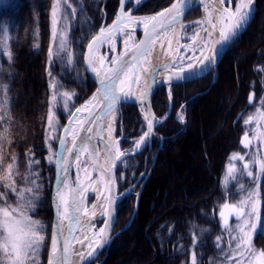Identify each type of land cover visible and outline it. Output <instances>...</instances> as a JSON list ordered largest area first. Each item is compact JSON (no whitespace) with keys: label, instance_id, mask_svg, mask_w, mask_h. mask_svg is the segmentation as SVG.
<instances>
[{"label":"trees","instance_id":"16d2710c","mask_svg":"<svg viewBox=\"0 0 264 264\" xmlns=\"http://www.w3.org/2000/svg\"><path fill=\"white\" fill-rule=\"evenodd\" d=\"M68 1L70 5L68 9L74 17V25L70 27L68 37L74 64L81 69V73H77L76 67H73L70 72L60 75L63 85L68 90L76 92L77 106L87 99L94 89V83L82 67L84 47L104 19L106 24L113 19L118 0ZM53 2L54 0H9V6L0 9V177L11 175L13 186L19 189L26 184L29 174L33 173L37 185L40 186L35 211H30L29 214L44 225L42 234L45 239L40 252L41 264H45L52 219L50 191L53 164L47 161L45 147V119L50 92L49 72L57 73L59 68L54 66V71L51 72L47 62L50 46V11ZM171 2L172 0H145L136 6L134 13L152 14L166 8ZM130 5L131 3L128 4ZM195 12L196 9L190 11L185 19L195 17ZM263 62L264 0H255L253 19L246 32L228 48L219 62L210 95L202 94L190 99L193 94L208 88L212 72L191 82L171 86L172 108L165 120L156 127L155 136L152 138L153 150L157 149V137H166L154 163V166L160 165V169L154 172L152 170L149 178L153 175V179L143 186L134 218L126 229L123 227L131 216L135 194L125 196L119 202L114 231H121L114 237L101 264H114L118 253L124 252L130 244H134L135 249L133 264H167L163 259L171 251L170 246L165 244L168 238L165 237V233L160 238L156 230H167L168 227L177 229L176 238L179 239L175 259L177 264H190L188 261L190 253H195L196 264H215L219 260V250L223 251L225 245H217L215 238L221 230L205 229L220 226L215 213L218 205L224 201L223 194L220 193L221 180L230 156L242 151L239 147V136L244 132L241 120L254 103L264 96V80L260 82V68ZM250 92L255 94V101L253 105L247 106ZM166 103L164 86H160L156 88L152 99L156 117L162 118L167 114ZM184 103L186 127L180 132V124L174 120L173 114ZM239 113H242L241 118L235 122ZM200 114L203 116V122L199 119ZM225 116L228 118L224 127L226 135L220 137V140L210 142L208 153L204 143L202 146L200 144L205 134V125L209 134H214L223 126L222 118ZM142 131L143 121L137 106L122 104L117 128L118 135L123 136L119 142L120 147L129 145V138L139 136ZM172 150H178L179 156L185 161L188 159L186 156L188 151L199 152L201 158L202 156L204 158V163L199 169L203 174L196 168L194 173L197 178L195 177L192 186L188 187V192L174 183L173 189L167 195L161 188L168 184L171 178L175 180L177 177V172L176 176L170 172V167L174 164L170 154ZM142 152L129 158L135 160V171L138 175L143 169L145 153ZM30 160H37L39 163L30 165ZM9 165H13L11 170ZM202 166H207L209 174L204 173ZM11 181L0 179V193H6L3 199L0 198L3 203L15 204V195L11 194L6 186ZM134 181L132 178L121 183L119 179V191ZM257 184V199L260 202L259 227L260 223L264 222V173ZM160 197H163L162 201L155 206V201ZM188 198L191 202H188ZM173 203L175 206H171ZM178 203H181L180 206ZM192 231L196 234L194 247L191 246ZM144 236L150 240L146 245L143 242ZM253 241L260 251L264 250V233L256 232Z\"/></svg>","mask_w":264,"mask_h":264},{"label":"snow or ice","instance_id":"6c2138e0","mask_svg":"<svg viewBox=\"0 0 264 264\" xmlns=\"http://www.w3.org/2000/svg\"><path fill=\"white\" fill-rule=\"evenodd\" d=\"M141 2L142 0H121V7L113 24L107 27L101 26L99 32L87 43L88 54L85 56V60L87 61V65L99 78L100 87L84 105L75 108L74 112L69 113L70 116L76 117L82 112H88V117L86 120L77 119L70 121V123L78 125V128L72 127L69 129L66 127L64 129V132L71 136V146H66L67 140L65 138H59L60 145L68 153V156L55 152L48 157L50 164L53 161V156L56 157V163L59 165H67L69 163V156L73 157L77 167L81 163H84L85 167L83 171L85 172V178L90 180L91 177L87 168L88 162H82L81 156L88 153L89 143L93 137L81 136L80 133H93L94 126L99 121L111 117L112 119H109L106 125L108 137L104 142L107 168L99 165V153L96 149H93L89 153L91 160L101 173V180H103L105 173L108 174V179L105 183V191L108 195L104 197V203L108 205H112L116 199L112 195L115 180L111 175V170L116 167L117 162H122V158L128 155V151L121 150L118 142L112 138V124L115 119L113 113L116 110V105L122 98L128 99L134 96L132 85L139 86L142 80L144 84L143 91L135 98L146 101L151 94L152 83H156L158 70L169 71L170 69H176L168 78L170 83L173 78L185 80L189 76H195L198 71H203L204 68L213 65L220 56L221 50H226L234 37L250 22L254 12V0H236L234 10L231 8L232 0H214V5L211 8L205 6V19L197 22L198 24L207 25V27L202 29L204 35L201 36L200 32L197 31L190 38L192 40L191 46H180L184 47L186 51L189 48L192 51L193 55L186 57L179 55L180 47H177L173 51L172 45L173 40L177 36L174 26L179 24L181 30L185 27L180 21L190 0H175L168 9L149 17H133L130 13L125 12L124 6L126 3L139 5ZM200 2L203 4L204 0H200ZM63 3L67 5V0H63ZM226 3L229 5L228 7H225ZM8 6L7 0H0V9L7 8ZM68 6L70 7V5ZM58 14H62L65 21L67 20V13L61 7V0H54L51 10L52 39L54 42L59 39L57 53L65 50L67 43L63 30L59 34L56 31ZM129 25H142L144 39L140 40L139 43H134L131 48L127 47V41H125V51L119 56L112 58L109 61L110 66H106L105 62L108 58L103 55L97 57L100 46L105 42L112 44L116 34L124 32ZM217 31H219V37L214 39ZM5 32H7L6 27ZM169 32L172 33L171 37L168 35ZM125 35L130 37L132 33L125 32ZM162 38L164 39L162 40ZM164 40H166L167 50L162 51L161 55L172 56V62L153 65L151 60L153 52L158 42L160 43V48L162 50L165 49ZM210 41L212 42L211 45ZM197 44H199L198 48ZM110 50L115 51V47L113 46ZM197 51L199 52L198 56L196 55ZM48 55L49 58H52L54 55L51 47L49 48ZM185 60L188 61L186 67L183 63ZM49 75L51 74L49 73ZM149 80L152 83H149ZM63 96L65 97L64 107L67 108L72 94L65 92ZM252 100L253 96L250 95L249 103ZM148 107L150 108V105ZM52 118V110L50 109L48 116L49 127H52ZM145 118L147 119V117ZM257 118L264 119V112H260ZM179 119L183 122L184 117L181 115ZM253 119V116H249L245 120V124H249ZM156 122L159 123L160 121ZM147 128L148 131L144 132L140 140L136 142V148H139L141 143L146 142V138L152 134L153 120L148 119ZM78 141L79 147L77 146ZM241 143L245 148L249 147L251 141L247 133H245ZM232 159L243 160L244 156L233 154ZM29 163L30 165H35L39 161L30 160ZM12 167L13 165H9V170ZM244 169L248 170L249 164L245 163ZM61 171L66 172L67 167H62ZM235 171L234 166L229 168L230 173H234ZM260 171L264 173V160L260 161ZM247 175L252 176V171L248 170ZM0 179L11 181V175L0 177ZM27 182L33 185V187L17 190L13 186L14 181L6 185L16 194L17 204L16 207L7 204L4 207H0V264H36L35 257L44 243L45 237L42 235L44 225L42 222L32 219L29 214L30 211H35V204L39 200L40 186L36 185L32 179H28ZM61 183L63 188H58L56 193L57 220L53 226L48 264H72L69 257L73 253L78 255L81 261L85 259V255L88 258L93 257L99 250V247H102L107 242L105 236L106 230L114 222V217L110 216V210L104 208L103 205H93L91 212L84 207L82 193L87 191V187L82 184L79 178L76 181V188H69L66 178ZM64 188L68 189V191L65 192ZM5 195L6 193H0V198H3ZM255 195L256 193H249L247 199L240 200L236 204L230 205L226 203L223 205V209L228 210L229 214L234 216L237 221L234 228L228 224V217L225 215V211L222 210L220 212L221 218L225 221V230L229 231L230 235L232 231L236 232V235L232 237V240L235 241L234 255L229 254L232 259H236L237 256L240 257V259L236 260V264H264V250L257 252L252 245L248 231V229H256L257 233H264V222H261L258 228L256 224L249 223L256 216ZM97 207L102 208V214H109V219L104 222L105 227L99 230L101 243L94 247L89 242L87 245L89 251L85 254L73 248L72 240L80 242L82 246L83 241L74 235L72 225L73 223H80L81 214L95 216V209ZM61 219L69 221L68 237H64L61 229ZM61 238H63V243L60 242ZM84 239H87V237L85 236ZM219 239L218 237L217 240ZM192 264H196L195 253L192 255Z\"/></svg>","mask_w":264,"mask_h":264},{"label":"rangeland","instance_id":"374dc122","mask_svg":"<svg viewBox=\"0 0 264 264\" xmlns=\"http://www.w3.org/2000/svg\"><path fill=\"white\" fill-rule=\"evenodd\" d=\"M8 1L9 0H7V3H8ZM68 2L69 1L67 0V5H65L63 3V0H61V7H62L63 11L67 13V20L65 21L62 14H58V20H57V24H56L57 33L59 34L63 30L64 37L67 41L65 50L60 51L58 53H57V49L59 47V39H57L55 42L52 39V15H51V11H50V46H49V48L50 47L52 48L54 55L52 58H49V55H48V61L47 62H48L49 71L53 72L54 66H58L59 68H57V73H55V72L50 73L49 72L52 75H50V78H49V90H50V92H49V98H48V109H47L46 119H45V147L47 150V161H48V157L53 155V153H55L56 142L58 140L59 133L62 129V126L64 124V123H62V120L66 121L70 116L69 113L73 112L75 110L76 92L68 90L63 85L62 77L60 74L70 72L73 67H76L77 73H81V69L79 67L75 66V64H74L75 63L74 62V55H73L72 50L70 48V40L68 37V33H69L70 27H72V25H74L73 24L74 17L68 9ZM235 4H236V0H232L231 5L234 6ZM225 5L229 6V5H227V3ZM195 9H196V12L194 14L195 17H193L191 19H187V20L185 19L184 20L183 25L185 27L182 30V36L183 37L181 39V41L183 42L182 43L183 45L190 44L192 41L190 38L193 37L194 33L200 29V24H198L197 22L200 21L203 17V9H202V6H199ZM51 10H52V8H51ZM136 39H137V33L135 31L131 38H128V39L119 38V41L117 42V44L122 43L124 46H126L125 41H127V45H128L130 43H133ZM111 48L105 46L103 48L102 55L106 56L109 59L113 53L110 50ZM180 55L181 56H187V54H185L184 48L181 50ZM224 55H223V57H224ZM260 73H261L260 74V82L262 83L264 80V64L260 68ZM229 74H230V72H229ZM214 78H215V74L213 75V71H212L210 81H212ZM252 85H254V83H252ZM162 86H164V93H165L166 102H167L166 103L167 104L166 109H167V114H168L172 108V93H171L172 88L171 87L168 88L166 85H162ZM212 91H213L212 85H209L207 89H205L201 92H197L195 94H200V95L209 94L210 95V93ZM65 92L72 94L71 100L68 101V107L67 108L64 107L65 97L63 96V94ZM195 94H193V95H195ZM191 97H190V99H191ZM238 98H239V96H237V99ZM236 100H235V102H236ZM185 105H186V103L182 104L178 108V110H176L175 113L173 114L174 120L180 124V129H179L180 132L183 131L186 127V106ZM263 107H264V96L262 95L257 100V102L254 103L253 107L245 114V116L241 120L242 125L244 126V132H246L248 130L251 131V133L249 134V136L252 138V142H253L251 145V148L248 151L244 150V151H238V152L233 153V154H239L241 156H244V159L243 160L232 159V157H233V154H232L228 160L226 167H225V172H224L223 178L221 180V186H222V188H225L227 191L231 190V192L233 193L231 196H229V198H227V200L231 204H236L240 200L247 199L249 193H256L255 201L258 198V184L257 183L259 181L260 176H262V174H263L260 171V161L264 160V157L262 155V151H261L260 147L264 146V119H258L257 117L259 116L260 112H264ZM50 109L52 110V117H53L52 118V127H49V124H48V116H49ZM137 109H138V107H137ZM118 111L120 112V108ZM138 113L140 115L139 109H138ZM212 113L213 114L215 113L214 108H213ZM181 115L184 117L183 122H181L179 119V117ZM249 116L254 117L253 121H254V123H258L259 128H256V127L254 128V126H252V125L245 126L246 124L244 122L246 119H248ZM118 118H119V113H118ZM118 118L116 120L114 137L116 139L119 138L118 146L120 147L119 142H121L123 136H121L122 134L118 135V132H117ZM199 119H201L202 122L204 121L203 116L201 114L199 116ZM222 119H223V121H222L223 126H221V128H219V130L216 133H214L215 135L213 133L209 134L208 127H207V125H205V134L203 135L202 141L200 142V144L202 146L204 143V146H206L208 149V151H207L208 153L210 152L209 151L210 142L212 143L214 141H217L218 139L220 140V137L223 138L224 134L226 135V133L224 132V130H225L224 127H225V124H226L228 118H227V116H225ZM142 121H143V119H142ZM144 129H145V123L143 121V131H144ZM154 136H155V133H154L153 137ZM138 138H139V136H137L135 138H129V142H128L129 145H126L124 148L120 147V149L131 151L132 148H134L133 144H134L135 140ZM165 138H166L165 136L157 137V142H158L157 143V149L152 150V148H151V150L149 151L148 158H147V166H149L152 161H154V163H155L158 151H159V149H161L163 147V141ZM189 152H191V153H189ZM142 153H145L144 150ZM137 154L122 159V162L120 163V171H119V176H118L121 183L126 182L127 179L133 178V180H136V178L139 177L137 172L135 171L136 170L135 160L129 159L130 157L132 158V157L136 156ZM170 154L172 155L171 157L173 158V162H174L172 167H170L171 168L170 172H172V174L174 173L175 176H176V172H177V177H175V180L173 178H171L170 182H168V184H166L164 187L161 188V191L162 192L165 191L164 194H166V192H167V195H169L170 190L173 189L174 183H177V185H179L180 187H182L183 189H186V190L188 189V187L192 186L191 184H193L192 182H194L195 177L197 178V175H195L194 170L197 168L198 171H200L199 170L200 166L204 163L203 156L201 158V155H199V152H197L196 150H193V151L190 150L187 152L186 156L188 159L186 161H185V159H183L179 156L178 150H172V151H170ZM54 157L55 156H53V161L51 164L54 163ZM190 160H192V161H190ZM84 161H87V159H85ZM213 162L215 163V161H213ZM154 163H153L154 168L152 169L153 172L160 169V165L154 166ZM214 163H213V167H215ZM244 163L249 164L248 170L252 171V173H253L252 176L247 175L248 170L244 169ZM143 165H144V163H143ZM84 166H85L84 163H81V168ZM232 166H234L236 169V171L234 173L229 172V168ZM203 170H204L205 174H209L207 166H204ZM76 176H77V172H76V170H74L73 174H72L73 181L77 180ZM191 177H193V178L191 179ZM28 179L34 180L35 184L37 185L36 180L33 177V173L29 174ZM28 179H27V181H28ZM152 179H153V175L146 180L145 184H148L149 181H151ZM254 180H256V183H254ZM242 181H245V185H244V182H242ZM249 184H253L254 186L253 185L250 186ZM241 186H243V188H241ZM26 187H33V185L26 182L25 185L19 187V189H17V190H23ZM137 188H138V184L134 187V191L137 190ZM7 190L11 191L10 188H8ZM187 192H188V190H187ZM11 194L15 195V204L3 203V200H0V207H4L6 204L11 205L12 207H16V204H17L16 194L13 191H11ZM94 198H95L94 195H92V194L88 195V199H87V205L88 206L93 203ZM162 198L163 197H160L158 199V201H155V206L158 202L162 201ZM167 198H168V196H167ZM188 200H189L188 202H191V200L189 198H188ZM224 200H225V198H224ZM177 202H179V201H177ZM179 204H181V203H178V206H180ZM221 204L222 203H220L218 205V207H220ZM172 205L175 206V203L171 204V206ZM187 205L188 204H185V206H187ZM137 206H138V200L136 201V199H135L133 210H132V213H131V216H130L128 222L130 221L132 216L134 218V214H135V211L137 209ZM188 206H190V205H188ZM167 209L168 208H165V210H167ZM31 218L34 219L32 216H31ZM133 218H132V220H133ZM259 218H260L259 217V203H256V216L253 219H251L249 221V223L254 224L256 222L258 225ZM128 222L124 225L123 229H126L131 224L132 221L125 228V226L128 224ZM147 222H149V221H147ZM100 223H101V220H98L96 227H99ZM236 223H237V221L235 220L229 225L232 228H234ZM253 230L254 229H248L249 235H250L253 247L257 250V252H259L260 251L259 248H257V246L254 245L253 240H254V236H255L256 232L253 233ZM221 234H222L221 237L229 236L230 239L232 240V237L236 235V232L232 231L231 235L229 234V231H227V233L224 232ZM218 236H220V235H218ZM143 238H144L143 242L145 243V245L148 244L149 242L146 239V237L144 236ZM146 242H148V243H146ZM234 249H235V241H233V245L231 248L227 249V247H224L223 251L219 250V254H218L219 260H217L215 262V264H236V260L240 259V257L237 256L236 259H232V258H230V255H229L230 253L234 255ZM134 251H135L134 244L128 245L125 248L124 252L120 251L118 253V255L115 258L114 264H133L134 263V256H133ZM40 252H41V247L39 249L37 256L35 257L36 264H41ZM221 255H224L223 258L222 257L220 258Z\"/></svg>","mask_w":264,"mask_h":264},{"label":"water","instance_id":"95a60500","mask_svg":"<svg viewBox=\"0 0 264 264\" xmlns=\"http://www.w3.org/2000/svg\"><path fill=\"white\" fill-rule=\"evenodd\" d=\"M207 0H204V2H206ZM175 0H173L171 2L174 3ZM171 4L166 8L168 9ZM200 5H202V3L200 2V0H190V2L187 4L186 8H185V12L183 14V16L181 17V21L180 22H183V20L185 19L186 15L188 12H190L191 10L199 7ZM126 6V4H125ZM125 6H124V10H125ZM120 7H121V0H118V8H117V11H116V15L117 13L119 12L120 10ZM254 11H255V0H254ZM125 12H128L130 13L131 16L133 17H145V16H137V15H133L132 14V9L128 10V11H125ZM161 12V11H160ZM159 13V12H158ZM157 14V13H156ZM116 15L114 17V19L112 20V22L108 25H106L105 27L107 26H110L113 24V21L115 20L116 18ZM155 15V14H153ZM153 15H150V16H153ZM253 16H254V12H253ZM253 19V17H252ZM252 19L250 20V22L243 28L240 30V32L234 37L233 41L231 42L230 46L247 30L249 24L251 23ZM100 29V28H99ZM99 29L96 31V33L93 35L95 36L98 32H99ZM136 30H138L140 32V36L139 38L137 39V41L135 43H139L140 40H143L144 39V30H143V26L142 28H136ZM92 36V38H93ZM91 38V39H92ZM91 39L89 41H91ZM133 46V44L131 46H129L128 48H131ZM228 46L226 48V50H221V53H220V56L217 58L216 62L211 65L210 67L208 68H204L203 71H198L196 73L195 76H189L188 79H185V80H176V79H172V81L169 83V76L171 75V73L173 71H176V69H170L169 71H165V74L160 76V72L159 70L157 71V80H156V83H152L151 80H149V83H152V91H151V94L149 95L148 99L146 101H141V100H138L136 99L135 97L136 96H132L131 98H128V99H121V101L116 105V110H119V107L120 105L122 104H131V105H136L138 107L140 106H145L146 107V110H147V113H148V117L149 119L153 120V129H152V134L146 138V142H144V144L142 145L141 148L139 149H135L132 148L131 151H128V155L124 158H127L129 156H132V155H135L137 153H139L140 151H142L145 147V143H147L148 145V149H147V152L144 156V169H143V173H145L146 171V168H147V158H148V153L149 151L151 150V140H152V136L154 134V131H155V128L158 124H160L164 119L162 118L161 120H158L154 114V111H153V108H152V98L154 96V93H155V90L157 87L161 86V85H168V86H171V85H175V84H184V83H187V82H191L193 80H196L198 78H201L203 77L204 75L208 74L210 71H216L217 70V66L219 64V62L221 61L223 55L225 54V52L228 50V48L230 47ZM125 50L121 51V52H115L114 54V57H117L119 56L121 53H123ZM88 54V49H87V45L85 47V50H84V53H83V59H82V63H83V68H84V71L85 73L87 74V76L89 77V79L94 83V90L91 94V97L96 93V90L100 87V83H99V78L96 76V74L91 70V68L87 65V61L85 60V56ZM172 61H157L155 62L153 65H162V64H165V63H171ZM106 66H110V64H106ZM215 81V78L211 81L210 85H212V83ZM197 95H200V94H195L191 97L194 98L195 96ZM253 96V100H254V95L253 93H250L249 96ZM249 96H248V104H251L249 103ZM90 97V98H91ZM148 105H150V108L148 107ZM72 117V116H71ZM71 117L66 121V123L64 124L63 128L61 129V132H60V135H59V138H65L67 139V134L64 132V129L67 127L69 128V122H70V119ZM88 117V112H86L83 120H86ZM240 117V114L237 116L236 120ZM106 119V118H105ZM104 120H101L97 123V125L94 126V132L93 133H84V132H81L80 135L81 136H92L93 139L91 140V142L89 143V148L92 147V146H98V148H102V150L104 151V142H105V138L103 136V126H104ZM235 120V121H236ZM156 121H160L159 123H157ZM144 123H145V130L144 132L148 131V128H147V122H145L144 120ZM88 126V125H86ZM143 132V133H144ZM142 133V135H143ZM141 135V136H142ZM140 136V137H141ZM245 135H242L240 137V140H239V144L242 148L244 149H249L250 146H251V143L249 145L248 148H245L243 146V144L241 143V140L244 138ZM139 137V138H140ZM249 138V136H248ZM114 140L115 141H119V138L116 139L114 137ZM249 140L251 141V139L249 138ZM71 146V143L70 145ZM79 147V141H78V145ZM56 152H60L62 153L63 155L65 156H68V153L65 152L64 148L61 147L60 145V142H59V139H58V143H57V147H56ZM105 152V151H104ZM123 159V158H122ZM75 160L73 159V157L69 156V163L67 165H59L56 163V157H55V161H54V172H53V181H52V185H51V192H50V208H51V212H52V219H51V225H50V236H49V243H48V248H47V253H46V264H48V259H49V253H50V247H51V236H52V232H53V226L54 224L56 223V220H57V189L58 188H63V185L61 183L62 180H64L66 178L67 180V184H68V187L69 188H76L77 187V184L76 182L74 184L71 183V171H72V168H73V164H74ZM120 163L121 162H117L116 164V167L112 168L111 170V175L113 177V179L115 180V184L113 186V191H112V195L116 197L114 203L112 205H108L106 204L105 208H108L110 210V216L111 217H114V222L112 223L111 227L109 229L106 230V233H105V236H106V240L107 242L103 244L102 247H99V250L94 254L93 257L91 258H88L87 255H85V259L83 261L80 260L79 256L76 255L75 253L71 254L69 259L70 261L72 262V264H101L103 262V260L105 259V257L107 256V253H108V249L110 247V244L112 242V239L113 237L117 234V233H114V226H115V223H116V219H117V213H118V204H119V201L124 198L127 194L131 193V191H129V189L132 190L133 186H130L128 187L126 190L122 191V192H119L118 191V185H117V175H118V171H119V167H120ZM153 163L154 161L151 162V165L149 167V171H148V174L146 177H144V179L142 180V182L140 183L139 185V188L136 192V197L137 199L139 198V195L141 193V190L148 178V175L152 172V169H153ZM67 167V171L66 172H63L61 171V168L62 167ZM59 177V178H58ZM106 177L108 179V174L106 173ZM141 180V176H139L136 180V182L140 181ZM65 192L68 191V189L64 188L63 189ZM108 195V193L106 194ZM228 204V203H227ZM135 210V209H134ZM224 210L223 209V206L222 208L220 209L219 211V218L221 219V223L223 226H225V221L224 219L221 218L220 216V212ZM225 211V215L228 217V223L234 219L235 217L230 215L228 210H224ZM132 218L133 216L131 217L130 221L128 222V224L125 226V228L130 224V222L132 221ZM85 219V215L81 214L80 216V223L79 224H75L73 223L72 225V228H73V232H74V235L77 236V233H78V230H79V226L81 224V222ZM109 219V214H104L103 218H102V223H101V226H100V229L101 228H104L105 227V221ZM61 223V229L63 231V234H64V237H68V229H69V221L66 219V220H62L60 221ZM70 239V238H69ZM81 240V239H80ZM83 241V240H82ZM61 243H63V238H61ZM84 242V241H83ZM72 245H73V248L75 250H78L80 252H84V250H82V245L80 242L76 241V240H72L71 241ZM101 243V240H100V236H99V240L97 241L96 245L95 246H98L99 244ZM94 246V247H95ZM85 253V252H84ZM86 254V253H85ZM102 255V258L100 261L96 262V259L101 255Z\"/></svg>","mask_w":264,"mask_h":264},{"label":"bare ground","instance_id":"6f19581e","mask_svg":"<svg viewBox=\"0 0 264 264\" xmlns=\"http://www.w3.org/2000/svg\"><path fill=\"white\" fill-rule=\"evenodd\" d=\"M213 5H214V0H207L206 2H204L202 4L203 17H202V19L200 21L205 19V16H206L205 6H208L209 8H211ZM235 6H236V4L234 6L231 5V8L234 10ZM225 7H228V6L225 5ZM181 23L183 24V22H181ZM140 26H142V25H140ZM136 27H137L136 25H129L128 28H126L124 30V32H120V33L116 34L115 39L113 40L112 44H109V43L105 42L102 46H100L99 51L97 52V57L102 55V51H103V48L105 46L106 47H113L116 44V42L119 40V38H122V39L131 38L133 36V34H134V31H135ZM174 27L176 29L177 36L173 40V45H172L173 51L177 47H180V46H191L192 45V41H191L190 44H186V45L182 44L183 42L181 41V39H182L183 36H182V30L180 29V25L177 24ZM204 27H207V25L206 24L205 25L200 24V29L198 31L200 32L201 36L204 35V33L202 31V29ZM125 32H131L132 35L129 37V36L125 35ZM168 35H169V37H171L172 33L169 32ZM218 37H219V31H217L215 33L214 39L218 38ZM163 39L164 38H162V40ZM164 42H165V49H163V50L160 48V43L159 42L157 43V46H156V48H155V50L153 52V55L151 57V60H152L153 64L155 62H157V61H169V60L172 61V56H170V55H168V56L161 55L162 51H166L167 50L166 40H164ZM209 43H210V45L212 44L211 41ZM212 46H214V45H212ZM198 47H199V44H197V48ZM183 48L184 47H180V52H181V50ZM206 51H208V50H206ZM185 54H187L186 57H191L193 55V53L190 50V48L187 51L185 50ZM179 55H180V53H179ZM196 55L197 56L199 55L198 51L196 52ZM183 63H184V66L186 67L188 61L185 60ZM159 72H160L159 73L160 76L165 74V71H159ZM215 79H216V74H215ZM143 88H144L143 80L141 81V84L139 86L133 84L132 85V91L135 94L134 96H139L140 92L143 91ZM84 104L85 103H83L82 105H84ZM82 105H80L79 107H81ZM138 109H139L141 118L143 120H145V122H147L149 118H148V113H147V110H146L145 106H140V107H138ZM118 113H119L118 110H115L114 113H113V116L115 118L114 121H113V124H112V127H113L112 138H113V140H114V133H115V127H116V120L118 118ZM85 114H86V112H82V113L78 114L76 117L72 116L70 121L77 120V119L83 120ZM145 117H147V119ZM109 119H112V118L111 117L106 118L105 121H104V126H103V136H104L105 140L108 137V131H107L106 125H107ZM72 127H77L78 128V125H75V124H72V123L69 122V129H71ZM66 140H67V145L66 146H69L70 143H71V136L67 134V139ZM139 140H140V138L135 140V142L133 144L134 150L141 148L142 145L144 144V143H141V146L139 148H136V142L139 141ZM93 149H96V151L99 153V157H98L99 165L104 166L105 168H107L108 165H107V162L105 160V152L103 150H101L100 148H98V146L90 147L88 149V153H85L83 156H81V161H84L85 159H87V162H88L87 168H88V172L90 173V177H91L90 180L85 178V172L83 171V168L85 166L82 167V168H81V165L79 167H77L76 162L74 163V166H73L74 170H76V172H77L76 179L79 178V180L82 182V184L85 187H87V191H84L82 193V196H83V199H84V207H86L89 210V212H91L93 205H103V207L105 208L106 204L104 203V197L107 194V192L105 191V183L107 181L106 173L104 174L103 180H101V173H100L99 169L96 168L95 164L91 160V157L89 156V153H91L93 151ZM90 194L94 195L95 198H94L93 203L88 206L87 205V199H88V195H90ZM95 212H96L95 216H91V215L85 216V219L81 222V224L79 226L78 233H77V237L84 241L83 242V246L81 248H82V250H84L85 253H87L89 251V249L87 247L89 242H91L93 244V246H95L97 241L99 240V236H100V233H99L100 227H96V225H97V221L100 220L101 218H103L104 214H102V208L101 207H97L95 209ZM62 220H66V219H62ZM85 236L87 237V239H84ZM94 237H95V239H94Z\"/></svg>","mask_w":264,"mask_h":264},{"label":"flooded vegetation","instance_id":"af4514ba","mask_svg":"<svg viewBox=\"0 0 264 264\" xmlns=\"http://www.w3.org/2000/svg\"><path fill=\"white\" fill-rule=\"evenodd\" d=\"M245 123V122H244ZM249 126V125H252V126H254V128L256 127V128H259V125H258V123H254V121L252 120V122H250L249 124H246L245 126ZM249 131V130H248ZM246 131L248 134H250L251 133V131ZM260 149H261V151H262V155H264L263 154V152H264V149H263V146H261L260 147ZM240 172V171H239ZM151 174V173H150ZM242 182H244V185H245V181H242ZM242 184V183H241ZM235 192V191H234ZM220 193H222L223 194V197L225 198V200L222 202V204H221V206L224 204V203H226V202H228V203H230L228 200H227V198H229V196H231L233 193L231 192V190H229V191H227L225 188H222V186H221V189H220ZM256 203H259V216H260V202L258 201V200H256ZM231 204V203H230ZM220 206V207H221ZM220 207H218V209H217V212L215 213V216H216V218H217V220H218V222H219V224H220V226L219 227H217V228H206L205 230H221V232L219 233V235L220 236H218L220 239L219 240H217V238L218 237H216L215 238V241H216V243H217V245H219V246H221V245H225V247H227V249H229V248H231L232 247V245H233V241L230 239V237L229 236H226V237H221V233H227V231L225 230V227H222L221 226V221H220V219H219V217H218V212H219V208ZM212 212V214H214V210H212L211 211ZM233 221H235V220H232L231 221V223L233 222ZM231 223H229V224H231ZM254 224H256L257 225V223L255 222ZM157 232H158V234H159V237L161 238L162 237V235H164V233H165V237L166 238H168V242L167 243H165L166 245H169L170 246V252H168L166 255H165V257L166 258H164L163 259V261L164 262H166L167 264H175V262H176V264H177V261H175V259L177 258V249H179V247H177V240H179V239H177L176 238V236H177V229L175 230V229H173L172 227H168L167 228V230H156ZM256 232V229H254L253 230V233H255ZM148 241H150L149 239H148ZM191 246H193L194 247V245H196V234H195V231H192V234H191ZM225 253V252H224ZM192 255H193V253H190V255H189V257H188V261H190V264H192ZM155 256V255H154ZM223 256L224 255H221L220 256V258L222 257L223 258Z\"/></svg>","mask_w":264,"mask_h":264}]
</instances>
